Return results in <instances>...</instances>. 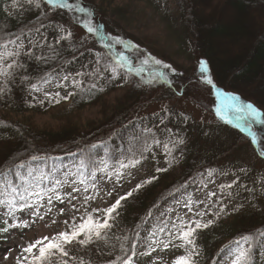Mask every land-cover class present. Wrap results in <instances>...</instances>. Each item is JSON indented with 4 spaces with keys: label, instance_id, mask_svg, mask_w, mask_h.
Wrapping results in <instances>:
<instances>
[{
    "label": "trees",
    "instance_id": "16d2710c",
    "mask_svg": "<svg viewBox=\"0 0 264 264\" xmlns=\"http://www.w3.org/2000/svg\"><path fill=\"white\" fill-rule=\"evenodd\" d=\"M160 1L167 3V10L173 12L171 27L180 30L188 40L192 53L197 55L195 66L189 68L196 79L182 78L178 88L185 91L184 95L193 106L212 115L213 122H208L203 129L208 131L213 142L218 141L215 145L221 153L225 147L222 144L231 137L233 140L228 152H233L236 145L242 142L250 145L254 154L259 156L264 147V124H254L258 143L253 144L251 137L242 135L216 118L209 108V102L215 96L202 79L204 74L199 71V61L207 62L206 74L218 88L237 94L242 101L251 102L264 111V0ZM69 2L74 3L75 0ZM114 2L80 0L82 6L93 12V21L101 23L104 28L102 19L107 16V10L121 12ZM10 5L11 0H0V43L17 36L20 39L30 37L47 20L48 16L43 13L35 15L30 10V4L24 3L17 9H11ZM50 10V14L55 16L69 12L67 9ZM80 49L57 57L45 44H39L36 57L41 59L35 57L29 68L32 83L41 85L68 57L79 54ZM100 59L108 60L106 56H100ZM115 71L123 77L120 86L112 87L117 79L113 74L104 77L99 84L84 80L80 88H74L75 95L71 96L67 105L69 109H66L68 114L62 118L61 125H50V130L34 128L29 121L31 113L22 112L0 98V129L5 132L0 131V172L19 187L21 181L16 179L13 165L21 161L28 162L25 168L36 162L48 170L50 165L59 161L72 160L79 164L83 159L87 165L85 172L89 173L100 166L101 159H106L111 168L119 166L118 161L127 163L133 158L141 160L154 145L164 148L167 144L171 154L166 151V171L158 172L155 179H149L151 183L142 184L123 203L126 210L122 222L125 236L128 237V241L123 240V243L130 248L131 242L135 241L137 248L138 243L152 240V232L162 234L157 231L161 227L160 222H153L154 212L164 209L169 204V198L180 193L188 182H202L207 163L188 147L189 140L183 133H172L158 124L148 127L145 123L147 116L144 113L148 104L162 98H172L171 87L146 85L150 89H144L139 76L120 68ZM118 89L122 91L121 95L109 101V94ZM51 105L49 110L60 112L61 106ZM90 106L97 107L95 117L80 120L81 112ZM180 140L184 142L181 144ZM92 145L97 147L92 148ZM32 155L43 159L31 161ZM173 166L178 168L177 175L169 170ZM25 168L20 170L21 175ZM3 179L0 177V183ZM256 198V193L251 189L246 196L240 197L243 202H237V207L220 214L210 231L204 232L201 236L204 260L200 264H218L227 247L236 245V241L250 248L247 264H256L260 258H264V202L257 204ZM149 212L151 215H148ZM137 232L139 237L135 235ZM244 236H250L251 240L245 242L241 239ZM128 254L131 255V252Z\"/></svg>",
    "mask_w": 264,
    "mask_h": 264
},
{
    "label": "rangeland",
    "instance_id": "374dc122",
    "mask_svg": "<svg viewBox=\"0 0 264 264\" xmlns=\"http://www.w3.org/2000/svg\"><path fill=\"white\" fill-rule=\"evenodd\" d=\"M24 3H27L26 0H21V4L23 5ZM38 3L39 7H36L35 4H30V10L35 15L42 13L47 15V20L44 25L37 28L39 31L36 29L30 37H24L18 41V43L23 44V47L19 49L21 53L19 56L7 58L5 66L7 63H12L13 59L16 60L18 66L9 69L7 77L0 76V87L5 89L3 93H0V98L9 101L12 106L22 112L31 113L29 121L34 128H49L48 130H50V125H61L62 118L69 112L66 109H69L67 105L71 97L67 100H61L58 104L55 102L51 103L58 107L61 106L59 107L60 112H57L56 109H48L52 105L45 97V92L50 96L56 92L64 96L68 92H73L74 88H76L72 84L73 78L81 82L88 80V82H97L99 84L104 77H110L113 74L117 76V79L112 83V87L120 86L123 82V77L117 71L113 72L112 70L113 65L116 63L114 53L118 51H124L125 55L134 61V67H143L144 70L139 73L132 72L126 67L120 68V70L124 69L135 76H139L140 82L144 85L142 88L150 89L146 85H166L169 88L171 87L174 94L172 98H162L161 101H152L148 104L144 113L147 116L145 123L148 127L156 124L163 125L172 133H183L186 135L187 140H189L188 147L204 159L207 167L206 171L203 172L204 178L202 182L197 180L188 182L180 193L174 194L169 198V204L164 209L154 212L153 222L158 221L161 226L167 224V228L162 233L163 235L152 232L156 234L151 239L159 241V244L152 243V240L149 243H138L132 264H172L176 256L185 254V248L174 246L181 242L172 239V233L175 231L172 228V224H179L181 219L184 220L185 224L196 219L204 221L212 219L214 221L212 225L207 229L199 230L196 234L195 244L198 255L194 259L196 264H200L204 260L201 236L204 232L210 231L220 214L237 207V202H243L240 197L246 196L251 189H253L258 198L255 200L256 203L264 202V158L261 155H255L253 148L242 142L238 143L235 149L232 147L234 149L233 152H228L227 150L232 145L233 138L231 137H229L228 142L226 141L222 144L225 147L223 149L224 152L221 153L216 147L217 145H215L218 141L213 142L208 131L203 129L205 125L209 124L208 122H213L212 115L205 114L199 108L193 106L184 95L185 91L182 92L181 88H178L179 81L182 78L196 79L195 76L191 75L189 68L195 66L197 55L192 53L188 40L180 30L171 27V15L173 12L170 13V10H167V3H163L160 0H115L114 5L119 7L121 12L117 13L115 10H107V16L102 19L106 28L102 27V31L108 35L118 36L125 41H130L138 45V49H126L122 45H116L114 49L106 48L93 34L88 33L83 28V14L77 13L73 9L63 16H55L50 14V9L52 8L46 4L45 0H38ZM93 23L101 25V23L94 21ZM68 33H71V36L61 40L60 43H56L60 37L67 36ZM42 43L49 47L57 57L70 54L75 49H81L79 54L75 53L73 56L68 57L59 69L47 77L48 83H41V85L37 86L40 90L35 91L31 88L33 83L29 75V68L37 56V46ZM8 48L9 50H16L15 45H8ZM148 55L161 60L164 64L170 65L171 68L165 69L151 62L142 66L140 60ZM100 56H106L108 60L101 61ZM156 72H165L168 81L166 82L158 77L153 79V75ZM77 73H82V75L77 76ZM65 75L69 77L68 81L62 79ZM150 80L152 83H149ZM57 85L63 86L57 87ZM121 93L120 89L111 92L108 96L110 97L109 101L115 96H120ZM213 95L215 96L214 93ZM40 101H44L43 106L40 105ZM209 103V108H211L212 114L216 118L242 135L250 137L246 130L242 131L241 128L234 126L237 123L235 114L232 117V123H226L216 115V96ZM96 109V106L85 108L81 112L80 120L84 118L93 119ZM47 110L48 112H46ZM240 123L243 124L244 121H240ZM252 130L256 133L257 129L254 128V124ZM0 131L4 132L3 129H0ZM140 161L141 163L135 168L121 170L122 174L119 179L114 175L109 177L101 172H96L95 178H93L91 171L86 173L85 169H83L86 184L89 185L88 192L83 191L85 185L77 182L74 186L80 191L73 194L76 199L69 202L68 207L71 208V204H76L80 208V212L76 213L77 217H79L86 210L91 211L93 207L110 205L119 196L134 192L137 184L142 185L145 180L157 175V168L164 169L166 167V149L162 146L154 145L147 156ZM78 165L75 161L63 160L53 163L48 170H45L43 166L36 162L29 167L43 169L51 173L50 179L45 181L42 186L52 187L54 180H64L66 172L75 173ZM29 167L25 168L24 176H27ZM118 167L113 166L109 168V171H113ZM169 170H172L174 175L178 174L176 166ZM209 171L212 172L211 176L208 174ZM75 179V176L69 177L70 181ZM93 183L96 185L95 191L90 187ZM221 185H231V187L222 190ZM59 192L67 201L68 198L65 193L71 192V188L69 185H64L59 189ZM209 193H214L215 195L209 197ZM84 196H95L96 198L81 206ZM128 198L122 201L121 207L118 209V215L115 216L113 221L114 226L109 232V236L112 239L109 240L108 244L98 242L86 248L72 247L69 251L73 257L82 258L85 264H109L113 261V257L121 256L120 243H123V237L126 234L122 222L126 210L123 207V203L127 202ZM189 198L194 201L191 205L192 212H189L184 206ZM45 201L46 197L44 201H41V204H44ZM54 204L56 206L53 207L52 213L45 218V221H39L36 217H31L27 209L23 212L18 211L16 213L17 219L14 220L12 217L4 215L5 208H0V227L7 226L4 224L5 220L9 224L18 223L20 219L34 221L30 228H10L8 232H0V264H16L17 257L22 254V249L33 239L64 229L63 219L65 217L58 216L57 209L65 205L55 201ZM198 211L204 212L205 215L203 217L197 216L196 213ZM53 218L58 219L59 223L51 227H45V223L50 224ZM115 237H121V239L118 241ZM165 243L170 246L164 248L163 244ZM150 244L152 249H155L154 251L149 248ZM239 246H243V244L240 243ZM239 246L237 244L229 245L218 264H232ZM69 264H76V262L71 260ZM256 264H264V258H260Z\"/></svg>",
    "mask_w": 264,
    "mask_h": 264
},
{
    "label": "snow or ice",
    "instance_id": "6c2138e0",
    "mask_svg": "<svg viewBox=\"0 0 264 264\" xmlns=\"http://www.w3.org/2000/svg\"><path fill=\"white\" fill-rule=\"evenodd\" d=\"M28 4H35L36 7H39L38 0H26ZM46 4L51 6L53 9H67L75 10L77 13L83 14V28L90 34H93L101 43L104 44V47L109 49H114L116 45H122L126 49H138V45L131 43L130 41H125L118 36H111L102 31V25H95L93 23V12L85 6H82L80 0H75L74 3H70L69 0H45ZM21 0H11V9H17L21 7ZM11 14V13H10ZM79 19V17H78ZM39 31V29H37ZM68 36H71V33H68L67 36L60 37L56 43H60L61 40L67 39ZM20 37L17 36L15 39H9L3 43H0V76L7 77L9 75V69L17 67V62L13 59L12 63L5 62L8 57H17L21 53L19 49L23 47L22 43H18ZM8 45H15L16 50H9ZM30 54V53H29ZM37 60L41 59L36 57ZM115 64L113 65V72L117 67L119 68H128L130 71L139 73L144 69L143 67H134V61L125 55L124 51H118L114 53ZM139 59V58H137ZM159 65L162 68L170 69L171 66L168 64L162 63L161 60L156 59L155 57L148 55L140 60V64L148 65L149 63ZM174 71V70H173ZM199 71L204 74L202 76L203 81L211 86L212 92L215 94L217 103L215 107L216 115L226 123H232V117L235 114L237 123L235 127L241 128L242 131L246 130L248 135L251 137L253 144L258 143L257 134L252 130L253 124H264V111L257 108L251 102H244L241 100L240 96L231 92L222 91L214 83L213 79L208 76L206 73L208 71L207 62L205 60L199 61ZM77 76L82 75V73H77ZM161 78L168 81L167 74L165 72H156L153 75V79ZM114 78V77H113ZM64 81H68L69 77L67 75L63 76ZM48 83V81H44ZM149 83H152L150 80ZM72 84L76 88H80L82 82L73 78ZM63 85H57V87H62ZM93 88L96 87L95 84L92 85ZM31 88L35 91L40 89L36 84H32ZM103 91V89H99ZM5 89L0 87V93H3ZM75 95L73 92H68L66 95L61 96L59 92H56L54 95L50 96L45 92V97L49 100V103L52 102L60 103L61 100H67L69 97ZM44 101H40V105L43 106ZM32 106V105H30ZM240 121H244L243 124ZM150 131V129H149ZM183 140H180L179 143H183ZM157 143H159L157 141ZM92 148H96L97 145H92ZM164 148L171 154V149L168 148V145L165 144ZM147 151V149H145ZM75 155V153H71ZM260 155L264 156V147L260 151ZM43 159V157L32 155L30 157L31 161H37ZM27 161H21L20 163L14 164L16 168V179L21 181L19 187H17L12 180L7 179L5 173L0 172V177H4L3 182L0 183V208H5V216L12 217L14 220L16 218V213L23 212L25 209L29 210V215L31 217H36L39 221H45L47 216H50L52 213L53 207L56 205L54 201L65 205L64 207L57 209L58 216L65 217L63 219L64 229L59 230L47 235H41L38 238L33 239L27 244L26 247L22 249L21 256L17 257L16 264H69V261L75 260L76 264H85V261L82 258L73 257L70 254L69 249L75 246L80 248H86L89 245L103 242L108 244L109 240L112 237L109 236L110 230L113 228V221L115 216L118 215V209L121 207L122 201L126 200L128 197L132 196V192H128L127 195H121L119 198L115 199L113 203L104 207H93L91 211H85L77 217L76 213L80 212V208L76 204H71V208L68 207V203L75 200L76 197L74 193H78L80 190L74 185L79 182L81 185H85L83 191L88 192L89 185L86 184V180L83 174V169L87 167L83 159L80 160L79 165L77 166V171L75 173L66 172L64 174L65 178L63 181L56 179L54 180L52 187H43L45 181H48L51 177V173L44 171L43 169H33L28 168L27 176L21 175L20 170L25 168ZM119 167L113 171H109V165L106 159H101L99 162L100 166H97L91 173L92 177L95 178L96 172L105 173L109 177L116 176L117 179L120 178L122 172L121 170H127L128 168H135L141 163L138 159H129L127 163L123 161H118ZM157 172L166 171L163 168H157ZM209 176L212 175V172L209 171ZM75 176V180H69V177ZM152 179H155L153 177ZM152 180H145L144 184L151 183ZM64 185H69L71 192H66L68 200L60 194L59 189ZM90 187L95 191L96 185L93 183ZM141 184H137L136 188L140 189ZM221 189L230 188L231 185H221ZM111 195V193H109ZM209 197L215 195L214 193H209ZM46 201L44 204H41V201ZM95 196H84L83 203L81 206L88 204L91 200H94ZM192 201L189 198L188 202L184 205L189 212H192ZM223 211V209H221ZM148 215H151L149 212ZM197 216L203 217L204 212H197ZM219 215V213H217ZM34 221L20 219L18 223L9 224L7 220L4 221L6 227H0V232H8L10 228H30ZM59 221L56 218L51 219V223H45V227H51L52 225L58 224ZM214 221L212 219H207L206 221L201 219H196L190 221L188 224H185L184 220L181 219L179 224L173 223L172 228L175 231L172 233V239L179 240L181 243L174 245L175 247L185 248V254L178 255L172 261V264H196L194 257L198 255L196 250L195 238L199 230L207 229L212 225ZM167 224L164 226L158 227L157 231L160 233L165 232ZM156 233H152L151 237H154ZM139 237V232L135 234ZM264 235V234H262ZM150 237V238H151ZM116 240H120L121 237H115ZM245 242L251 240L250 236H244L241 238ZM124 241H128V237H123ZM152 243L159 244L157 240H152ZM237 245H240L239 241H236ZM170 245L168 243L163 244L164 248H168ZM149 248L152 249V245H149ZM120 250L124 253V256H118L115 261H111L110 264H132L133 258L136 255V242L132 241L130 248H126L124 243H120ZM129 251L131 255H129ZM250 248H245L243 246L238 247V252L232 262V264H247L249 259ZM7 258V257H5Z\"/></svg>",
    "mask_w": 264,
    "mask_h": 264
}]
</instances>
